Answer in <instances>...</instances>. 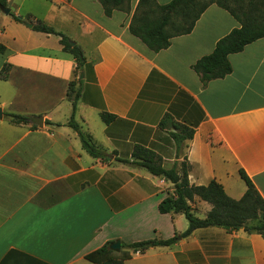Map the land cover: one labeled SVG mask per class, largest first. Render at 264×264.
Here are the masks:
<instances>
[{
	"label": "crops",
	"instance_id": "crops-1",
	"mask_svg": "<svg viewBox=\"0 0 264 264\" xmlns=\"http://www.w3.org/2000/svg\"><path fill=\"white\" fill-rule=\"evenodd\" d=\"M136 2L107 16L98 0H6L22 22L0 11V68L8 64L0 78V264H94L83 256L104 243L174 234L168 245L112 253H129L122 264H264V233L207 226L179 236L183 214L157 210L171 183L130 157L139 145L164 168L178 171L184 161L189 184L214 180L232 199L245 190L240 169L264 201V36L226 56L228 73L203 81L191 65L238 22L211 2L189 32L151 51L127 30ZM39 23L79 47L72 117L108 158L86 153L66 124L76 62L58 36L31 28ZM102 111L113 118L103 122ZM174 125L190 136L177 143ZM188 204L200 219L210 207L197 197Z\"/></svg>",
	"mask_w": 264,
	"mask_h": 264
},
{
	"label": "trees",
	"instance_id": "trees-1",
	"mask_svg": "<svg viewBox=\"0 0 264 264\" xmlns=\"http://www.w3.org/2000/svg\"><path fill=\"white\" fill-rule=\"evenodd\" d=\"M98 1L103 13L107 16L112 9L128 11V0ZM211 2L225 9L239 25L219 38L211 52L197 59L191 68L200 75L203 81L221 77L230 71L226 59L228 54L238 52L245 44L264 36V0H233L235 4L233 7L226 4L225 0H169L164 4H158L154 0H137L129 18L127 30L148 49L158 51L168 45L170 37L189 32L199 14ZM0 6H6V0H0ZM154 12L157 13V16H151ZM8 14L14 20L22 22L18 16L10 12ZM175 15L179 16L177 22L172 19ZM31 28L35 31L58 36L62 50L70 53L76 62L74 70L76 77V70L79 69V65L83 61L79 47L63 33L55 31L43 23L32 25ZM169 29H173V31ZM3 50L4 45L0 43V53ZM7 70L8 64L3 63L0 68L1 79L5 78ZM78 92L79 80L74 78L68 81L65 95L71 100L72 111L66 124L76 132L80 145L86 153L92 157L106 159L109 155L98 147L88 134L82 132L73 120L74 102ZM3 115L8 118L10 123L27 122V117L24 115L13 113H3ZM99 116L105 123L113 118L112 114L103 111L99 113ZM30 126L35 127L34 125ZM174 128L178 130L177 133H172L177 143L191 134L190 131H185L182 126L174 125ZM130 157L133 164L143 167L152 175L162 176L171 183V193L160 200L157 210L160 213L172 211L183 214L187 221V227L179 233V236L183 237L195 228L207 226H218L226 231L241 228L245 232L264 233V201L242 170L239 169L238 174L245 184V190L238 199H232L224 193L220 184L214 180H210L204 185L189 184L184 161L179 163L178 171L174 165L170 168H164L160 159L152 151L139 145L133 146ZM114 160L126 162V160L119 158H114ZM193 197L209 204L210 207L204 218H197L190 212L188 201H191ZM175 239L176 234L167 239H148L127 244L122 243L119 248L124 247L132 252L136 250L143 252L149 246L168 245ZM108 243L86 253L83 257L94 264H122L123 260L129 258L127 251H121L117 255L113 254L107 247Z\"/></svg>",
	"mask_w": 264,
	"mask_h": 264
},
{
	"label": "water",
	"instance_id": "water-1",
	"mask_svg": "<svg viewBox=\"0 0 264 264\" xmlns=\"http://www.w3.org/2000/svg\"><path fill=\"white\" fill-rule=\"evenodd\" d=\"M0 11H2L4 14H7L9 9L6 6H0ZM27 27H30L31 24L30 23H24ZM81 77V73L79 74L78 78ZM0 117H1V110H0ZM29 121L33 124H35L36 126H41V117L40 116H32L29 117ZM108 249L111 251H118L119 249V241L118 240H114L111 243H109L108 245Z\"/></svg>",
	"mask_w": 264,
	"mask_h": 264
},
{
	"label": "rangeland",
	"instance_id": "rangeland-1",
	"mask_svg": "<svg viewBox=\"0 0 264 264\" xmlns=\"http://www.w3.org/2000/svg\"><path fill=\"white\" fill-rule=\"evenodd\" d=\"M225 3L228 4L230 7H233L235 5L233 0H225ZM263 11H264V7H263ZM151 16H157V13L154 12V13L151 14ZM172 19H173V21L177 22L179 20V16L175 15L174 17H172ZM169 30L173 31V29H169ZM78 76L76 77V80L78 79Z\"/></svg>",
	"mask_w": 264,
	"mask_h": 264
},
{
	"label": "built area",
	"instance_id": "built-area-1",
	"mask_svg": "<svg viewBox=\"0 0 264 264\" xmlns=\"http://www.w3.org/2000/svg\"><path fill=\"white\" fill-rule=\"evenodd\" d=\"M135 253H139V252L136 250Z\"/></svg>",
	"mask_w": 264,
	"mask_h": 264
}]
</instances>
